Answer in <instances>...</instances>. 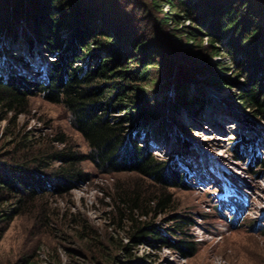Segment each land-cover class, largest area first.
<instances>
[{"label": "rangeland", "instance_id": "obj_1", "mask_svg": "<svg viewBox=\"0 0 264 264\" xmlns=\"http://www.w3.org/2000/svg\"><path fill=\"white\" fill-rule=\"evenodd\" d=\"M5 1L9 2L6 3L8 10L13 11V0ZM120 1L117 7L123 13L122 19L127 22V26L130 25L131 34L124 35L127 40L137 38L140 29L146 30L143 36L148 34L149 37L163 39L159 40V44L167 59L175 54L179 58L198 59V62L210 66L209 69L225 76L227 81L221 85L203 82V92L209 98L203 115L195 116L179 102L178 112L172 111L177 115L175 120L170 118L168 107L160 106V100L170 97L175 102L176 90L170 85L163 87V84L162 89L156 91L158 86L152 82V78H160L163 73L158 72L157 67L149 66L150 82L140 83V91L152 95L154 99L151 96L150 99L156 101L150 102L154 105L159 103L157 106L165 111L162 116L166 118V128H170L169 138L163 140L155 135H147L145 126L147 148L158 158L164 159L171 155V161L175 157L178 163V167H175L185 170L186 179L192 184L185 187L169 185L175 207L171 211L158 213L155 221L162 226L172 224L173 213L179 222H183L182 218L190 220L189 225L182 228L197 241L196 250L184 255L178 248L162 245L159 240L153 243L134 240L127 221L123 219L121 223L118 222L113 203L114 192L118 184L126 186L135 180L145 188L156 183L134 169H113L83 157L75 163L82 176L72 179L71 184L50 187L45 182L43 187L35 188V197L23 196L19 202L20 211L8 223L0 238V264H11L26 255L38 264H113L109 256L116 254L131 259L116 258L114 264H142L139 263L140 259H144L145 264H264V162L249 160L250 149L245 151L246 157L237 158L232 146L236 140L235 133L239 130L245 135L255 134L254 153L258 154L257 157L264 156V111L242 106L237 95L242 88L241 83L247 81V67L242 65L240 57L231 55L225 48L217 54L209 53L205 61L200 60L182 42L186 35L180 27L189 23V20L181 12L171 13L173 11L165 0H159L160 4L155 6L148 5L150 0ZM123 1L127 2L126 6ZM147 6H151V9L147 10ZM20 22L23 25L22 20ZM19 35L18 32L13 40L18 39ZM20 37L21 42H13L6 37L0 40V75L5 79L7 72L13 70L26 75L27 79L45 78L48 62L55 58L47 41L40 42L39 38H45L38 37L34 32L30 51L25 36ZM98 47L100 45L93 43L89 52ZM220 47H224V44ZM129 54L130 57L137 56L130 64H137L143 56L139 45L137 49L131 47L126 57ZM6 58L11 61L10 68ZM63 58L62 54L58 59ZM27 59L29 65L23 62ZM84 60L78 58L74 63H83ZM94 60L92 57L90 64ZM209 69L203 75L208 76ZM191 82L187 83L188 94L202 89L199 87L201 83L193 88ZM116 100L115 94L112 97L113 105L117 104ZM24 107L25 110L14 118L0 119V159L10 161L11 156L41 150L45 152L43 170L54 172L56 168L66 165L61 156L53 157L56 152L71 151L83 155L89 152L85 137L62 102L49 100L42 92L33 90L27 95ZM129 109L134 108L119 104L112 107L109 114L124 115ZM242 118H251L257 123V129L248 128ZM177 121L184 126L192 140L191 149H185L181 142L176 141L175 131L183 134ZM150 125L154 127L152 122ZM133 126L131 124L129 127ZM23 136L26 143L22 140L17 142ZM136 137L141 141V135ZM211 154L217 155V159L211 158ZM205 161H209L211 167L208 168V174H200L198 178ZM199 179L207 181L200 185L197 184ZM236 199L246 204V210L238 222L232 223L229 216H232L231 210ZM15 204L16 198L11 197L0 202V207L11 208ZM180 235L176 232L173 237ZM125 244L129 245V251L123 248Z\"/></svg>", "mask_w": 264, "mask_h": 264}, {"label": "trees", "instance_id": "obj_2", "mask_svg": "<svg viewBox=\"0 0 264 264\" xmlns=\"http://www.w3.org/2000/svg\"><path fill=\"white\" fill-rule=\"evenodd\" d=\"M165 1L173 11L171 13L181 12L182 16L189 20V23L180 27L186 35L182 42L200 60L205 61L209 53H220L222 48L231 55L236 54L240 57L242 65L247 67L245 71L247 81L241 83L242 88L237 94L238 100L244 107L263 112L264 0ZM118 2L121 1L13 0L11 2L13 11H9L6 4L9 2L0 0V40L5 37L13 40L19 32V38L13 42L17 40L21 42L20 36H25L24 39L32 51L36 32L38 37L45 38V40L39 38L40 42L47 41L49 50L55 56L48 62L43 79L32 77L27 79L26 75L13 70L7 72L5 79L0 75V119L11 116L14 118L23 112L27 95L33 90L39 91L49 100L66 105L76 127L89 145V152L85 155L71 151L53 154V157L61 156L66 161V165L56 168L54 172L43 170L45 152L41 150L11 156L10 161L0 159V202L11 197H15L17 202L11 208L0 207V238L8 223L20 211L19 202L23 196L35 197V188L43 187L45 182L50 187L62 183L71 184L72 179L82 176L75 163L83 157H89L109 168L134 169L144 176H149L154 183H160L151 184L146 188L138 180L126 186L117 185L113 203L118 213V222L121 223L123 219L127 221L134 240L149 243L159 240L162 245L178 248L184 255L195 252L197 241L182 228L189 225L190 220L182 218L183 222H179L177 215L173 213L172 224L162 226L160 222L155 221L158 213L171 211L175 207L168 186L185 187L192 184L186 179L187 172L175 167H178L175 157H172L171 161L169 160L171 155L164 159L158 158L147 148L144 127H147V135L167 140L170 128H166L167 121L165 116H162L165 111H161V105L170 109L169 116L174 120L177 115L172 111L178 112L179 102L195 116H201L209 101L203 92L202 83L210 81L221 85L227 81L225 76L209 69L210 66L198 62V59L179 58L176 54L177 57L172 55L167 59L159 44V40L163 39L152 38L148 34L143 36L146 30L140 29L137 38L127 40L124 35L131 34L130 25L127 26V22L122 19L123 13L117 7ZM123 4L126 6L127 2L123 1ZM159 4V0H150L148 5ZM151 6H147V10L151 9ZM96 17L99 18L98 22ZM93 43L100 45V48L89 52ZM221 44H224V47H220ZM138 45L143 56L139 58L137 64H130L137 56L130 57L129 54L126 57V54L130 53L131 47L137 49ZM77 50L79 52L76 53ZM62 54L64 58L58 59ZM92 57L95 60L90 64ZM78 58L85 60L83 63H74ZM5 60L10 68L12 65L10 59ZM194 61L196 63H193ZM23 62L29 65L30 61ZM149 66L157 67V71L163 73L160 78L159 76L152 78L153 84L158 86L156 91L161 90L163 84V87L172 86L176 90L175 102L168 97L160 100L161 104L157 106L159 103L154 105L150 102L156 101L150 99L152 95L140 91V83L150 82ZM208 69L209 75H203ZM189 81H192L193 88L201 83L199 87L202 89H196L195 92L188 94L186 89ZM115 94L118 100L117 104L113 105L112 97ZM119 104L134 109H129L124 115L109 114L111 108ZM151 122L154 127H151ZM242 122L251 130L257 129V123L251 118H242ZM131 124L134 126L129 127ZM177 125L183 130V134L176 130V141L181 142L185 149H191L192 140L185 132L184 126L178 121ZM136 135H141V141H138ZM254 135H245L240 130L236 132L234 136L236 140L232 144L234 154L237 158H243L246 157L245 151L250 149L252 152L249 160L258 159L259 162H264V156L257 157L258 154L254 153ZM23 139L18 138L17 142L22 140L26 143ZM211 158L217 159V155L211 154ZM217 207L223 213L218 205ZM245 210L246 204L236 199L235 209L229 220L232 223L238 222ZM176 232L181 235L173 237ZM123 248L126 251L130 249L128 244ZM116 258L127 261L131 259L128 256L122 257L121 254L109 256L113 264ZM139 261L145 264L144 259ZM11 264L38 262L26 255Z\"/></svg>", "mask_w": 264, "mask_h": 264}, {"label": "bare ground", "instance_id": "obj_3", "mask_svg": "<svg viewBox=\"0 0 264 264\" xmlns=\"http://www.w3.org/2000/svg\"><path fill=\"white\" fill-rule=\"evenodd\" d=\"M30 49V48H29ZM31 51V50H30ZM46 70V69H45ZM211 156V155H210ZM203 160H205V159H203ZM209 160V159H208ZM209 164H210V162L209 161H205V164L203 165V168H202V171L199 173V175H198V178H200V174L201 175H203V174H208V168H210V167H207V166H209ZM209 174H210V172H209ZM192 176V175H191ZM190 176V177H191ZM210 176V175H209ZM212 177H210V179H211ZM200 181L197 183V184H200V185H202V184H205V181H207V180H201V179H199ZM190 182V181H189ZM192 182V181H191ZM193 183V182H192Z\"/></svg>", "mask_w": 264, "mask_h": 264}]
</instances>
